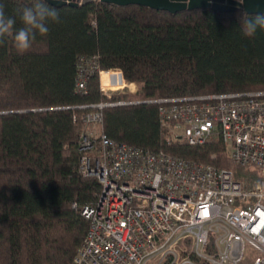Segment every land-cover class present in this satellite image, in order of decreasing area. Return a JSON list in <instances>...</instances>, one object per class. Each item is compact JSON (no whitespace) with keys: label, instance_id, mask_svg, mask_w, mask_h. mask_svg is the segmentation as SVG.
I'll return each instance as SVG.
<instances>
[{"label":"trees","instance_id":"1","mask_svg":"<svg viewBox=\"0 0 264 264\" xmlns=\"http://www.w3.org/2000/svg\"><path fill=\"white\" fill-rule=\"evenodd\" d=\"M32 2L0 5L18 29L20 10ZM55 7L59 21L26 51H17L11 34L0 44V264H70L76 255L88 228L81 210L101 192L79 169L88 106L126 103L102 109V132L117 143L227 168L244 191L264 180L232 162L219 137L189 145L172 138L158 115V100L264 91V32L244 36L237 9L172 14L100 1ZM82 58L97 69L77 90ZM111 69L136 91L105 97L98 72Z\"/></svg>","mask_w":264,"mask_h":264},{"label":"built area","instance_id":"2","mask_svg":"<svg viewBox=\"0 0 264 264\" xmlns=\"http://www.w3.org/2000/svg\"><path fill=\"white\" fill-rule=\"evenodd\" d=\"M95 69L94 59H81L77 90ZM98 73L105 97L135 92L120 69ZM156 102L161 121L189 143L217 136L235 164L264 177V91ZM122 104L88 106L82 115L91 129L80 136V171L97 178L101 192L81 210L88 228L70 264H264V180L244 191L230 170L109 139L102 109Z\"/></svg>","mask_w":264,"mask_h":264},{"label":"clouds","instance_id":"3","mask_svg":"<svg viewBox=\"0 0 264 264\" xmlns=\"http://www.w3.org/2000/svg\"><path fill=\"white\" fill-rule=\"evenodd\" d=\"M56 2L68 3V0H56ZM238 5V24L246 37H253L258 31L264 32V12L249 11L245 8V0H235ZM169 3L187 4L190 0H169ZM19 19L22 24L16 29V20L6 16L4 6L0 5V44L9 34L12 35L14 46L18 52L26 51L37 34L45 35L48 32L50 22L59 21V11L48 0H33L31 6L20 10Z\"/></svg>","mask_w":264,"mask_h":264},{"label":"water","instance_id":"4","mask_svg":"<svg viewBox=\"0 0 264 264\" xmlns=\"http://www.w3.org/2000/svg\"><path fill=\"white\" fill-rule=\"evenodd\" d=\"M97 1L120 7L140 5L154 10L167 11L172 14L185 10L207 8L217 12H229L238 9V5L236 4L235 0H190V3L178 5L169 3V0H68V3L56 2V0H48L50 4L55 6H79ZM245 8H247L249 11L264 12V0H245Z\"/></svg>","mask_w":264,"mask_h":264},{"label":"bare ground","instance_id":"5","mask_svg":"<svg viewBox=\"0 0 264 264\" xmlns=\"http://www.w3.org/2000/svg\"><path fill=\"white\" fill-rule=\"evenodd\" d=\"M126 91H129L128 89H125V91H123V93L124 92H126ZM231 94H235V93H231ZM161 120V119H160ZM164 122H167L166 120H164ZM163 122V123H164ZM164 124H167V125H169V126H172L174 123L173 122H167V123H164ZM169 129H170V127H169ZM170 132H171V135H172V138H176V137H181V138H183L189 145H203V144H205L207 141H209L210 139H212V138H214V136L213 137H211L210 139H208L207 141H205V142H203V143H201V144H191V143H189V141H188V139L183 135V133H182V130L181 129H179V128H174L173 129V131L170 129ZM91 138H95V139H98V135H97V133H93V136L91 137ZM222 141V140H221ZM223 142V141H222ZM224 143V142H223ZM225 144V143H224ZM226 145V144H225ZM227 146V145H226ZM134 148H136V147H134ZM138 149H140V148H138ZM83 152V151H82ZM84 153V152H83ZM86 154V153H85ZM85 154H82V156L80 157V160H79V169H80V165H81V160L83 159V156L85 155ZM229 158H230V160L232 161V159H231V157H230V155H229ZM233 162V161H232ZM220 169H224V168H220ZM91 178H95V177H91ZM97 181H98V179L97 178H95ZM99 182V181H98ZM85 238V237H84Z\"/></svg>","mask_w":264,"mask_h":264},{"label":"rangeland","instance_id":"6","mask_svg":"<svg viewBox=\"0 0 264 264\" xmlns=\"http://www.w3.org/2000/svg\"><path fill=\"white\" fill-rule=\"evenodd\" d=\"M114 79H116V76H112ZM108 80H110V79H106V77H105V79H104V83H107V81ZM136 89H137V86H136V88H135V91H136ZM125 91V90H124ZM127 92V91H126ZM103 103V102H102ZM104 103H106V102H104ZM99 104V103H98ZM95 105H97V104H95ZM91 110H92V108H91ZM89 111V110H88ZM227 147V146H226ZM227 155H228V157H229V154H228V148H227ZM225 169H227V168H225ZM229 170V169H228ZM232 172V171H231Z\"/></svg>","mask_w":264,"mask_h":264}]
</instances>
